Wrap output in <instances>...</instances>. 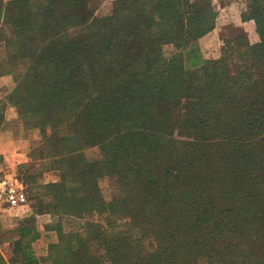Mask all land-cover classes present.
Wrapping results in <instances>:
<instances>
[{"label":"trees","instance_id":"obj_1","mask_svg":"<svg viewBox=\"0 0 264 264\" xmlns=\"http://www.w3.org/2000/svg\"><path fill=\"white\" fill-rule=\"evenodd\" d=\"M100 1L0 0V39L25 64L5 102L23 129L35 119L38 154L58 172L48 201L26 209L11 262L264 264V0L231 2L258 41L223 39L216 68L198 40L219 13L203 0H113L97 17ZM42 214L59 218L37 257L30 223ZM63 216L84 218L82 230Z\"/></svg>","mask_w":264,"mask_h":264},{"label":"rangeland","instance_id":"obj_2","mask_svg":"<svg viewBox=\"0 0 264 264\" xmlns=\"http://www.w3.org/2000/svg\"><path fill=\"white\" fill-rule=\"evenodd\" d=\"M195 1V0H194ZM235 0H203L201 2V6H205L207 8L214 7L217 12L219 13L218 18L215 21L214 27L220 28L218 33L220 38L222 39V42L217 40L215 37L214 39L216 41L215 47L217 48V52L220 51V49L223 46V39H232L239 31L244 30V28H248V25H241V22L239 21L238 14L240 5L237 3H234L231 5V2ZM112 2L113 0H102L99 2L95 15L97 17H102L105 15L110 14L112 9ZM222 4L224 9L220 7L219 5ZM218 8V9H217ZM252 24L253 21H252ZM254 27V25H253ZM255 28V27H254ZM212 30V29H211ZM210 30V31H211ZM210 31L206 32L204 35L208 34ZM203 35V36H204ZM211 37L206 40L209 41ZM200 45V44H199ZM200 48L202 50L203 55L205 56V60L209 64H212L213 67H218L220 62L219 57H213V54L211 53L212 50H214L213 46L207 47L204 42H201ZM216 51V50H215ZM10 48H6L4 46V43L0 39V72L6 71L9 68L13 69V74L11 75V78L13 80V84L10 89L4 90L3 92H0V96H8L9 93L12 91L14 92L15 86L17 81L15 80V77L18 73L23 72L25 68V64L23 63H13L9 60L10 56ZM179 52V46L177 43H168L163 45L162 47V53L165 58H171L176 55V53ZM220 55V52H219ZM16 96V95H13ZM15 121L17 122L15 126L18 128L19 126V135H22L26 139V143L29 144L28 151H31L30 148H34L36 151L35 156H32L28 159L27 162H21L17 165L16 168V177H18L19 181L23 184L25 187L29 204H34L37 202L38 197L43 198L46 202L48 201L49 194H45L46 188L43 187V184L51 179L57 178L58 172L54 171L52 166L50 165V158H44L38 153L41 151L45 145L41 142V138L39 135L38 130L34 129L35 126V119L30 118L27 119L28 121V129H23V127L20 125V122L15 118ZM84 155L89 160H96L100 158V151L97 146H90L84 148ZM1 163V162H0ZM3 167L2 164H0V168ZM100 186L102 188L103 195L106 200H110L113 197V189L112 184L110 181V178L104 177L100 180ZM59 216L57 215H40L38 218L35 217L36 221L38 223L46 222L48 226L55 224L56 220H58ZM85 218H91V217H85ZM30 221V220H28ZM84 218H77V217H62L59 219L57 223H59L62 228L65 230H82ZM46 241L44 240L43 243L35 244V250L38 254H40V257H46L47 256V245ZM33 247V248H34ZM43 264H49L48 261H45Z\"/></svg>","mask_w":264,"mask_h":264},{"label":"crops","instance_id":"obj_3","mask_svg":"<svg viewBox=\"0 0 264 264\" xmlns=\"http://www.w3.org/2000/svg\"><path fill=\"white\" fill-rule=\"evenodd\" d=\"M239 21L243 26L248 25V28H244L248 40L251 43L257 42L258 36L253 27L254 24H252V20L241 21L239 19ZM219 29L220 28L217 26L214 27L208 34L200 37L198 40L200 45L201 42H204L207 47L213 46L214 50L211 51L213 57H218L220 52H217V48L215 47L217 40L222 42L218 33ZM210 37L211 39L206 43V40ZM215 37L217 40L214 39ZM11 75L12 74L9 73H0V92L10 89L9 87L13 84ZM5 101L6 96H0V161H2L3 170L11 177L16 178L19 181L15 174L16 168L19 163L28 161L29 144L26 143L24 136L19 135L15 131V124L17 123L15 118L17 119V114L14 105L8 104ZM31 216L32 213L30 211L25 213L23 212L18 215L6 213L0 216V257L2 258L3 264H14L11 262V258L14 257L11 243L17 238L16 230L20 226H23L31 218ZM39 216L40 215H35L37 218ZM30 225L35 231L40 232L39 236L32 241L34 254L39 257L40 254L36 252L34 245L43 243L48 237L44 234L46 230V222L38 223L36 219L33 220L32 218ZM47 244L48 241H46V245Z\"/></svg>","mask_w":264,"mask_h":264},{"label":"built area","instance_id":"obj_4","mask_svg":"<svg viewBox=\"0 0 264 264\" xmlns=\"http://www.w3.org/2000/svg\"><path fill=\"white\" fill-rule=\"evenodd\" d=\"M28 206L29 199L23 184L0 169V216L21 214Z\"/></svg>","mask_w":264,"mask_h":264}]
</instances>
